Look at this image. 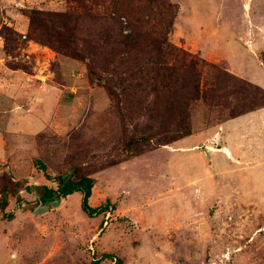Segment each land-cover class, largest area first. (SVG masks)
<instances>
[{
    "label": "rangeland",
    "instance_id": "1",
    "mask_svg": "<svg viewBox=\"0 0 264 264\" xmlns=\"http://www.w3.org/2000/svg\"><path fill=\"white\" fill-rule=\"evenodd\" d=\"M170 1L167 61L206 63L190 134L143 140L115 163L127 139L161 128L150 88L120 110L108 90L121 94L118 77L85 51V27L101 26L91 17L117 16L122 0H0V264H264V105L247 97L249 84L264 89V0ZM68 172L95 178L90 204L110 210L90 217L74 193L35 215L29 186L57 191Z\"/></svg>",
    "mask_w": 264,
    "mask_h": 264
},
{
    "label": "trees",
    "instance_id": "2",
    "mask_svg": "<svg viewBox=\"0 0 264 264\" xmlns=\"http://www.w3.org/2000/svg\"><path fill=\"white\" fill-rule=\"evenodd\" d=\"M121 3L124 6L117 16L91 17L94 24L100 23L101 26L95 28L94 32L90 25L85 27L88 37L85 51L94 61L95 56L102 54L103 61L107 65L106 69H111L114 77H118L117 85L121 87V94L119 95L112 89L108 90L117 101L115 106L120 110L126 109L130 114L131 108H136L137 104H146L148 99L142 94L150 88L151 92L147 96H153V102L152 107L147 111L152 114L155 121L160 123L161 128L156 130V135L148 134L127 139L123 152L117 154L120 158L115 159V163L139 156L140 152H137L138 149L135 147L143 140H146L149 145L155 141L153 148H157L170 145L190 134V130L186 128L189 102L200 96L201 77L197 68L200 63L206 65L203 60L194 57L191 58L190 64H184L185 61H183L184 65L180 66H177L179 65L177 60L173 63L167 61L170 54L166 51L167 36L172 31L178 17L180 10L178 4L170 0H146L144 4L137 6L132 5L130 0H122ZM130 11H135L137 14ZM29 16L34 24L41 23L43 18L42 12L38 9H32ZM122 16L127 17L126 25L121 19ZM52 26L55 25L52 23ZM126 27L130 28L127 34L124 33ZM180 51L185 52L179 49L174 52ZM218 71L221 72L219 69ZM248 86L247 97L251 101L249 108L251 110L261 108L264 105L262 96L264 89L257 85L249 84ZM163 116L166 117L165 121ZM173 125L178 128L173 129ZM166 133L172 136L166 137ZM36 162L42 169L45 168L42 160L38 159ZM74 176L75 174L62 187L59 181L57 191L65 197L74 193L81 194L82 210L90 217L107 213L111 207L109 200L98 207L90 204L96 183L95 178L80 176L74 180ZM52 191L48 189L46 193L50 195ZM7 193V188H2L1 208L7 205ZM108 257L112 256L108 255ZM121 263L119 260L116 264Z\"/></svg>",
    "mask_w": 264,
    "mask_h": 264
},
{
    "label": "water",
    "instance_id": "3",
    "mask_svg": "<svg viewBox=\"0 0 264 264\" xmlns=\"http://www.w3.org/2000/svg\"><path fill=\"white\" fill-rule=\"evenodd\" d=\"M72 173L68 172L67 174H65L64 176H61L59 178L60 181V186H64L65 182L68 181L71 178ZM30 190L36 194L37 198H42V196L47 192V187L46 186H39L37 184H31L29 186ZM60 193L55 194L53 193V200L49 201V202H45L40 204L35 210H34V214L35 215H42L45 214L47 212H50L56 208L61 207V205L64 202V197H57Z\"/></svg>",
    "mask_w": 264,
    "mask_h": 264
},
{
    "label": "flooded vegetation",
    "instance_id": "4",
    "mask_svg": "<svg viewBox=\"0 0 264 264\" xmlns=\"http://www.w3.org/2000/svg\"><path fill=\"white\" fill-rule=\"evenodd\" d=\"M47 190H48V188H47ZM53 193L58 194V193H60V191H55V190H53V191L51 192L50 195L47 194V193H45V194L42 196V198L39 199L40 202H41L40 204L45 203V202H49V201L53 200V199H54V198H53ZM57 197H63V196H62L61 193H60Z\"/></svg>",
    "mask_w": 264,
    "mask_h": 264
}]
</instances>
